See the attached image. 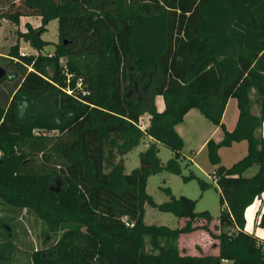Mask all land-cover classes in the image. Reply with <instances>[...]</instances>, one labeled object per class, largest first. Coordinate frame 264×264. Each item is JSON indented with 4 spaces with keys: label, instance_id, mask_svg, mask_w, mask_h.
<instances>
[{
    "label": "trees",
    "instance_id": "trees-1",
    "mask_svg": "<svg viewBox=\"0 0 264 264\" xmlns=\"http://www.w3.org/2000/svg\"><path fill=\"white\" fill-rule=\"evenodd\" d=\"M0 5V18L16 26L22 17L42 19L40 27L27 23L20 32L36 54L20 53L17 43L0 56V66L11 69L0 84L15 83L0 94V205L10 214L0 218V264L20 258L14 240L24 211L52 239L31 250L25 264H264V244L246 230L245 218L264 194V0ZM53 19L56 44L42 38ZM50 45L54 52L44 53ZM158 97L165 102L162 112ZM231 99L238 111L232 130L223 120ZM193 109L222 134L206 144L217 166L212 178L220 194L218 232L208 211H196V200L172 196L157 205L147 193L150 176L181 174L185 157L175 127ZM147 138L152 142L140 153L139 167L126 173L125 157ZM241 141L248 142L247 155L231 167L221 165L219 150ZM159 145L174 153L166 164ZM254 165L258 172L244 176ZM211 186L205 182L202 190ZM147 203L185 225L145 224ZM259 226L264 228V212ZM198 230L219 242L218 256L180 249V237Z\"/></svg>",
    "mask_w": 264,
    "mask_h": 264
},
{
    "label": "rangeland",
    "instance_id": "rangeland-1",
    "mask_svg": "<svg viewBox=\"0 0 264 264\" xmlns=\"http://www.w3.org/2000/svg\"><path fill=\"white\" fill-rule=\"evenodd\" d=\"M27 23L31 24L34 28H38L42 25V19L39 17H29L28 19L24 18L20 25L16 26L10 21L0 18V56H7L10 48L17 43H20V53H37V51L20 36V32L27 31ZM42 38L53 42L54 44L58 43V21L56 19L51 20L50 23L46 25V31ZM53 52L54 45L47 46L44 50V53L46 54ZM0 69L3 72V75L6 76L11 72V69L7 68L5 65H1ZM14 84L15 83L12 80H7L5 83L0 84V94L2 92L9 93L14 88ZM256 108L258 107L254 105L252 109L256 110ZM237 115L238 111L236 101L233 99L231 105L227 109L225 122L231 124L233 119L236 120ZM147 118V116H144L143 121ZM143 128H145L144 122ZM213 128L214 124L205 118L199 110H191L184 118L183 123L179 124L177 128L180 137L182 138V153L185 157L184 160L181 161V174H174L163 170L150 176L147 181V193L151 197L152 201L157 205L170 201L172 196L175 198L185 196L196 200V211L198 213L208 211L213 217V222L210 224L211 229L218 232L215 223H218L221 213L220 194L217 190V183L212 178V174L216 170L217 166L211 162L208 149L206 148L207 143L204 144ZM148 143V141L147 143L142 142L137 149L133 150L125 157L126 173H132L139 167L140 153L146 150L149 146ZM159 149V158L161 159L162 164H166L173 157L174 153L164 145H159ZM241 149V145L221 148L219 151L221 165L231 167L234 163L238 162L240 156L239 158H236V156L241 152ZM190 176H194V178L187 179V177ZM205 182L211 184L212 186L202 190V184ZM58 187V184H56L55 188ZM7 216L9 217L10 214L6 211V207L0 205V218H6ZM144 221L147 225L166 226L171 229L180 228L185 225L184 219L177 217L174 213L163 212L151 203H147L145 206ZM17 222L20 223L19 227L16 229L18 238L14 241L17 243L16 250L19 249L18 257L20 258L19 260H16V263L25 264L29 261L31 250L41 249L50 245L52 243V239H47L46 235H42L44 224L36 220L35 217L28 214L26 211L18 216ZM204 223V220L199 221L200 225ZM3 226L4 224L0 221V233ZM21 226L26 230V232L22 231ZM24 236L26 237L25 239L27 242L23 240V243H21V239ZM200 236V234L193 236H190V234H188V236L184 235L180 243L181 250L183 249L186 254H196L195 244L202 242ZM20 254H23V256ZM10 261V259H7L4 262L7 264L12 263V261ZM14 261L15 259L13 262Z\"/></svg>",
    "mask_w": 264,
    "mask_h": 264
},
{
    "label": "crops",
    "instance_id": "crops-1",
    "mask_svg": "<svg viewBox=\"0 0 264 264\" xmlns=\"http://www.w3.org/2000/svg\"><path fill=\"white\" fill-rule=\"evenodd\" d=\"M29 17H31V16L22 17L21 21L24 18L28 19ZM39 18H41V17H39ZM232 101H233V99L229 100V102H228V105H227V108H226V111H225V114H224V118H223L224 122H225V118H226L227 109L231 105ZM156 104H157V108H158V110L160 112H162L165 109V102H164L162 97H158L157 98ZM255 106L258 107L257 104H255ZM252 112H253L254 115L258 116L259 115V108H256V110L255 109L252 110ZM237 119H238V115H237L236 120L235 119L232 120L231 124L225 122L230 130H232L235 127V125L237 123ZM145 121H144V123H145V128H146L148 126V123H149V118H147ZM178 126L179 125H177L175 127V129H176L177 133L179 134V131L177 130ZM260 133L264 136V123L262 125ZM221 137H222V134H221L220 129L217 126L214 125V128H213L211 134L208 135V137L206 138L204 144L208 143V141L211 138H214L217 141H219V140H221ZM147 141L149 142L148 144H150L152 142V140L150 138H147L144 141V143H147ZM234 145H241L242 146L241 152L236 156V158H239V156H240L239 160H241L244 156L247 155L248 142L247 141L237 142V143H234L233 145H231L230 147H234ZM125 160H126V158H125ZM191 160H193V159H191ZM258 170H259V167L257 165H254L253 167L249 168L244 173V176L253 177L258 172ZM263 212H264V194L260 198L255 200V202L246 209L245 218H246V230L248 232H250L251 234H254L264 244V228L259 226L260 215ZM215 224H216L215 226H219V221H218V223H215ZM196 234H200L201 235L200 239H202V242L195 244V248H196L195 252H196V254L193 255V254L189 253V255H192V256H218L219 255L220 249H219V242L217 240L213 239L207 232L202 231V230H198L196 232H193V233L190 234V236H193V235H196ZM186 235L188 236V234H186ZM183 237H184V235H182L180 237V239H179L180 249H181L180 243H181V239ZM182 251H184V250L182 249ZM188 252H189V250H188ZM222 264H233V262L232 261H228V260H224L222 262Z\"/></svg>",
    "mask_w": 264,
    "mask_h": 264
},
{
    "label": "water",
    "instance_id": "water-1",
    "mask_svg": "<svg viewBox=\"0 0 264 264\" xmlns=\"http://www.w3.org/2000/svg\"><path fill=\"white\" fill-rule=\"evenodd\" d=\"M3 76V72L1 71V69H0V77H2Z\"/></svg>",
    "mask_w": 264,
    "mask_h": 264
},
{
    "label": "built area",
    "instance_id": "built-area-1",
    "mask_svg": "<svg viewBox=\"0 0 264 264\" xmlns=\"http://www.w3.org/2000/svg\"><path fill=\"white\" fill-rule=\"evenodd\" d=\"M216 179V178H215Z\"/></svg>",
    "mask_w": 264,
    "mask_h": 264
}]
</instances>
